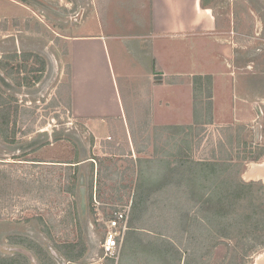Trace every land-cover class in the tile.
<instances>
[{
  "label": "rangeland",
  "instance_id": "374dc122",
  "mask_svg": "<svg viewBox=\"0 0 264 264\" xmlns=\"http://www.w3.org/2000/svg\"><path fill=\"white\" fill-rule=\"evenodd\" d=\"M46 1L61 6L66 10L67 16L71 13H75L82 7L77 3L70 4V0ZM83 8L85 9L84 6ZM88 12H90L89 9L84 10V17ZM43 15V11L38 10L34 4H30L24 0H0V41L6 40L4 34L16 33L17 28L14 26L16 25L14 19L18 17L20 18L19 24L22 25L25 19L24 22L27 25L26 29H29L28 32L23 33L24 45L31 47L32 45L40 43V45H45L46 48H48L50 41L58 38L56 33L62 28L58 24L59 21L57 18L50 21L45 19ZM247 17L250 20V28H255L257 18L249 11ZM252 17L254 23L252 22ZM21 19H23V21ZM43 20H46L47 23ZM72 22L75 23L76 21ZM7 24L9 27L7 30H4L2 27ZM33 24L37 29L39 27L40 30L36 32V36L41 35L40 38L34 37L35 32L33 33L32 30ZM234 40L235 38H231V41ZM235 41H237V39ZM208 42L209 44L207 45L200 44L199 60L196 56L192 58V51L188 49V43L186 45L188 47H186V51L183 55L185 59L183 61L186 65H189L188 67H191V69H193V65H196V70L204 67L217 74L213 85V122L204 125L201 134L194 137L195 140L190 154L195 159L209 157L214 149L216 151L215 155H217L219 160L223 161L228 155V151H230L236 161L244 162L242 172L239 174L241 178L246 181L255 180L254 178H247L246 172L250 164L264 163V157L259 161L249 160L251 153L257 151L264 145V44L257 43L253 45L252 43V45H250V47L252 46V51H246V49L239 50L233 49V47L230 48V45L215 42L213 39H209ZM56 45V43L53 45V50ZM206 48L209 50H206ZM229 50H232V54ZM58 56L60 57V55H56L57 61L60 62L61 58ZM208 58H210V61H207ZM54 62L55 59L53 58V65L55 64ZM249 62L253 64L252 68L246 66ZM48 83L49 79L46 80L44 84L45 87L41 91V101L32 96L24 98V102L21 103L24 104L22 106L21 116L15 117L14 122L12 121L13 117L10 119V122L12 121V130L14 131V128H16L15 140L17 142L23 140L28 141L29 139L38 140L39 138L40 140H45V142L40 146L25 150L24 153L19 154L20 151L17 152V150L13 151L12 148H8L9 144H6L7 141L3 134H1L0 180L7 179L8 177L6 176L10 175V178L13 180L20 178H26L27 180L43 179L46 184L50 183L52 185V183H54V186L52 185L53 187L50 189H35L32 193L28 194H17L14 191L9 194H0V253L3 255L10 254L8 247L15 246L9 244L10 242L8 241L9 236L12 235L24 236L32 239L39 242L43 247L44 244L40 241L42 239L52 242L54 246L55 244H63L66 241L75 242L79 240L81 232L78 230V224L73 227H61L58 233L52 225L50 228L53 232V239H51L44 230L45 226L56 223L60 216L67 211L68 207L72 206L78 209L79 220L81 221L83 229L82 239L88 245L86 255L76 262L79 264H103L108 258L114 259L108 256L104 258L101 251V242L106 232V227L102 225L103 220L100 219H105L106 217L104 208H111V206L114 205V210L123 205L132 204V200L120 202L114 199L110 202L111 198L117 197V191H119V188L117 189L116 187L118 184L117 180L119 179L117 176L121 173L120 169L118 170L119 172L116 171L118 168L116 162L111 163V166H109L110 169L106 170V164L109 162L102 159L104 158L102 153L110 151L111 149L102 150V148H97L95 138L93 137L94 135L88 127L85 125V127H83L80 121L75 119L68 111H64L61 106H56V98L54 99L53 96V86H51V83L50 85ZM46 90H48V92H46ZM111 90L114 93V88ZM160 91H162V89H160ZM190 92V88L185 87L184 91H182L183 95H180L176 100L172 101V105L169 109H167L164 104L160 102L157 103L158 101H156L154 105L156 108L153 116L154 122L160 123L163 120H167L190 123L193 119L192 110L189 105ZM165 93L164 91L158 92L156 97L159 98L160 95L163 96ZM167 95L169 98L175 97V94H173L170 89L167 90ZM182 97H184V100L181 99ZM203 97V93H198L195 103V108L198 111L197 115H199L200 118L205 117L201 116L203 115V109L209 106L210 103V100H206V98ZM18 100H21V98ZM49 100L51 101L49 102ZM166 115H169V117ZM18 119L19 123L17 124ZM143 120L149 123L151 117L147 116L143 118ZM108 122L110 123L109 126L111 130H114L115 126H117L120 131L121 123L119 119L110 118ZM228 127L232 128L234 134H240V146L237 145V140L234 141L233 147L229 145ZM12 130L11 136L14 134ZM21 131L24 133L21 134ZM22 135H24V137H22ZM108 139H110V137H108ZM220 141L225 143L224 147L226 153H221ZM180 144L181 137L177 139L171 137L169 138V145L167 148L161 150L146 149L142 153V157H138L136 160L138 162L140 159L145 160L151 157L155 159L156 157L161 158L168 152L175 151ZM14 153H16V155H14ZM35 156L40 157L42 160L75 161L82 159V162L87 161L85 164L80 165V170L78 169L79 176L80 174H84L86 177L88 199V215L86 218H82L79 211L80 177L78 179L76 195L69 192H58L55 186L60 181H63V184L67 182L66 171L63 170L61 174L62 178L59 180L58 177H60V175L58 176L56 168H47L44 167V165H40L42 166L40 167L31 162L16 161L17 158L27 160L35 158ZM85 156H90L92 158L96 157L97 159L89 162ZM244 156H246L247 159H242ZM129 158V156H126L125 158L118 159L120 163L125 164L130 160ZM131 160L134 164H137L134 158ZM91 162H93V165ZM155 164L158 166L160 161L154 163V166ZM149 174L151 178L159 179L161 172L155 168ZM127 179H129L128 176ZM1 185L2 182H0V187ZM94 194H96L101 204L98 210L92 205V196H94ZM96 212H100L101 215H97ZM98 218L100 220H98ZM42 220L44 223H42ZM12 243L16 244V246L24 245L19 244V242ZM2 248H5V250ZM56 249L58 250L57 247ZM223 253L224 250L220 249L218 255L221 256ZM257 255L254 258V262ZM39 260L38 257L36 264H41ZM115 260L117 261L118 259L115 258ZM115 264H118V262ZM123 264L152 263L150 259L146 260L143 256L134 255L133 257L123 258Z\"/></svg>",
  "mask_w": 264,
  "mask_h": 264
},
{
  "label": "crops",
  "instance_id": "0c3cea01",
  "mask_svg": "<svg viewBox=\"0 0 264 264\" xmlns=\"http://www.w3.org/2000/svg\"><path fill=\"white\" fill-rule=\"evenodd\" d=\"M73 3L90 12L75 23L68 16L63 21L57 18L62 29L56 33L54 50L40 43L32 48L48 51L55 59L48 84L53 86L56 106L88 127L97 148L111 149L102 153V159L109 163L126 156L138 163L136 159L146 149L167 148L169 138L181 137H173L171 132L178 129L169 126H196L197 94L203 93V98L213 100L217 74L204 67L196 70V65L193 69L186 65L183 55L187 43L192 58L196 56L198 60L200 44H209V39L246 51H252V43L262 44L252 38L254 27L250 28L247 14L249 11L257 18L254 30L264 33V0H70ZM19 19H14L15 24ZM32 30L34 33L40 29L33 24ZM36 32L34 37L40 38ZM229 52L232 54V50ZM56 55H60V62ZM206 83L211 84V98ZM185 87L191 91L192 121L155 123V102L169 109L172 101L183 95ZM160 89L166 93L157 98ZM169 89L175 97H168ZM213 111L212 105V118ZM147 116L151 117L149 123L143 120ZM201 116H205V121L208 106ZM110 118L119 119L120 131L117 126L110 129ZM198 118L201 119L199 115ZM85 157L89 162L95 161ZM85 162L81 159L78 165Z\"/></svg>",
  "mask_w": 264,
  "mask_h": 264
},
{
  "label": "trees",
  "instance_id": "16d2710c",
  "mask_svg": "<svg viewBox=\"0 0 264 264\" xmlns=\"http://www.w3.org/2000/svg\"><path fill=\"white\" fill-rule=\"evenodd\" d=\"M206 89L211 98L210 83H206ZM212 122L210 99L205 121L198 118L196 110V126H169L173 130L178 129L171 132L173 137L181 136V144L175 151L161 158L139 160L137 164L132 160L125 164L116 160L118 168L114 169L121 170L116 185L119 191L110 202L114 199L120 202L131 199L132 204L128 230L118 260L108 258L103 264H123V258L134 255L150 259L152 264H253L255 256L264 251V181L241 178L239 174L244 162L236 161L230 151L223 161L218 159L214 149L209 157L195 159L190 154L194 137L201 134L204 125ZM11 127L10 116L0 114V130L6 140L14 143L15 139L8 137ZM15 131L16 128L14 134ZM228 131L229 145L233 147L237 140L240 146V134H234L230 127ZM219 145L221 153H226L225 143L220 141ZM263 157L264 145L251 153L249 160L259 161ZM243 158L247 159L246 156ZM34 159L59 162L34 165L56 168L59 180L63 170L66 171L67 182L63 184L60 181L55 187L58 192L77 194L79 160H42L38 156ZM159 161L160 164L154 166ZM106 166V170H109L111 163ZM155 168L161 172L159 179H153L149 174ZM6 177L0 180V194L12 191L28 194L35 189L54 186V183L53 186L46 184L43 179L13 180L10 175ZM113 207L104 208L106 217L113 215ZM79 218L78 209L69 206L56 223L44 228L45 233L53 239L52 225L57 233L61 227L79 225V240L55 244L68 261L81 260L88 251V245L82 239L83 229ZM9 241L29 245L25 246L36 251L41 264H57L39 242L16 235L9 236ZM220 249L224 250L221 256L218 255ZM0 264L28 262L25 256L16 254L12 257L0 256Z\"/></svg>",
  "mask_w": 264,
  "mask_h": 264
},
{
  "label": "flooded vegetation",
  "instance_id": "af4514ba",
  "mask_svg": "<svg viewBox=\"0 0 264 264\" xmlns=\"http://www.w3.org/2000/svg\"><path fill=\"white\" fill-rule=\"evenodd\" d=\"M24 1L29 2L30 4H34L38 10L44 12L43 15L44 18L50 21H52L55 18H61L63 21L67 17L66 10L63 9L61 6H58L57 4L48 2L46 0H24ZM43 21L46 22V20ZM14 26L15 28H17L16 33L4 34V38H6V40L0 41V114L9 115L10 119L11 117H13L12 118L13 122L15 117H19L22 114V106L24 104L21 103L24 102L25 100L24 98L32 96L37 98L39 101H41L40 100L41 91L44 89L45 87L44 84L46 83V80L48 79L49 76V72L50 70H52L53 67V60L48 51L40 52L37 47L32 48V46L28 47L24 45L23 33L28 32L29 30L26 29L27 26L26 23L23 21V24L21 25L18 22ZM8 27L9 26L7 24L2 28L4 30H7ZM252 33H254L252 38H255L258 42L264 44V33L262 32V30L258 32L253 28ZM12 42H14L13 45ZM54 44H55V39H53V42L49 45L47 49L49 48L52 49ZM248 68H252V67H248ZM46 92H48V90H46ZM19 98H21V100H18ZM50 101L51 100H49V102ZM54 111L58 112L57 110ZM18 123H19V119L17 124ZM20 133L22 134L24 132L21 131ZM1 134L2 132L0 130V137ZM10 134L11 133L9 132L8 137L15 139V134L12 133L13 134L12 136ZM22 137H24V135H22ZM6 141H7L6 144L7 145L9 144L8 148H12L13 151L17 150V152L20 151L19 154L24 153L25 150H30L32 148L40 146L45 142V140H40V138L38 140L29 139L28 141L23 140L21 142H17L15 140L16 142L14 143L8 140ZM14 155H16V153H14ZM19 159L21 158H17L16 161L18 162L26 161V162H31L33 164L59 163V162H51V161H40L34 158L27 160L25 159L19 160ZM78 167H80V165H78ZM9 242H10L9 244L16 245L11 241ZM23 244H24L23 246L27 245L25 243ZM27 246L29 247V245ZM2 249L5 250V248ZM31 250L34 252L35 256L36 255L38 256V254L33 248ZM16 254L19 253H10L6 255L0 253V256L12 257L15 256ZM26 259L28 264H31L30 259L27 257ZM40 261L41 260H39V262Z\"/></svg>",
  "mask_w": 264,
  "mask_h": 264
},
{
  "label": "built area",
  "instance_id": "2783aa9c",
  "mask_svg": "<svg viewBox=\"0 0 264 264\" xmlns=\"http://www.w3.org/2000/svg\"><path fill=\"white\" fill-rule=\"evenodd\" d=\"M84 8L80 7L75 13H71L68 18L71 21L80 22L83 20ZM92 205L98 210L100 202L97 199L96 194L92 196ZM131 212V203L123 205L120 208L113 210V215L109 218H100L103 220V226L106 227L105 236L101 242V251L104 258L106 256L111 258L119 257V252L122 247L126 232L128 230V221ZM97 215H101L100 212H96ZM98 218V220H100ZM98 222V221H97ZM102 258V257H101Z\"/></svg>",
  "mask_w": 264,
  "mask_h": 264
},
{
  "label": "water",
  "instance_id": "95a60500",
  "mask_svg": "<svg viewBox=\"0 0 264 264\" xmlns=\"http://www.w3.org/2000/svg\"><path fill=\"white\" fill-rule=\"evenodd\" d=\"M80 181H79V196H80V204H79V211L82 218H86L88 215V199H87V185H86V177L84 174H80ZM259 180V179H255ZM264 181V180H263ZM44 247L47 249L49 254L52 256V258L57 262V264H79L78 262H71L68 261L62 254L56 249L54 244L48 240H40ZM8 250L10 253H19L27 258L30 259L31 264H36L37 258L34 254V252L25 247V246H10L8 247Z\"/></svg>",
  "mask_w": 264,
  "mask_h": 264
},
{
  "label": "bare ground",
  "instance_id": "6f19581e",
  "mask_svg": "<svg viewBox=\"0 0 264 264\" xmlns=\"http://www.w3.org/2000/svg\"><path fill=\"white\" fill-rule=\"evenodd\" d=\"M247 178L262 179L264 180V163H252L246 172ZM254 264H264V252L257 255Z\"/></svg>",
  "mask_w": 264,
  "mask_h": 264
}]
</instances>
